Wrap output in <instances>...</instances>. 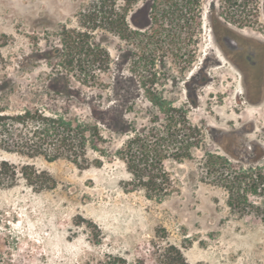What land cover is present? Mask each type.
<instances>
[{
	"label": "rangeland",
	"instance_id": "rangeland-1",
	"mask_svg": "<svg viewBox=\"0 0 264 264\" xmlns=\"http://www.w3.org/2000/svg\"><path fill=\"white\" fill-rule=\"evenodd\" d=\"M91 2L0 0V117L30 109L95 122L91 116L114 100L129 92L135 96L125 113L128 131L111 135L104 155L87 148V166L77 167L65 158L48 161V146L29 155L15 150L12 142L28 135L30 121L12 125L9 119L0 120V163L19 172L11 185L0 183V262L85 264L106 252L148 262L157 247L170 243L186 264H264V159L249 164L238 157L245 146L237 130L254 119L256 108L235 104L237 74L218 53L207 20L210 9H246L250 15L232 16L229 23L246 20L245 26L264 27V0H201L191 65L185 69L187 65L171 57L156 64L160 81L146 88L185 110L179 129H185L191 149L179 161L172 158L182 154L175 138L160 129L166 116L134 83L153 70L143 62L139 68L129 63L127 53L136 49L113 33L85 30L81 14ZM142 3L132 17L139 25L145 22ZM164 74L167 80H162ZM124 79L133 81L132 89ZM113 119L110 114L99 123L103 135L102 123ZM137 132L146 149L143 153L130 146L132 165L137 166L141 154L148 155L156 161L154 173L168 176L167 195L160 201L147 199L144 190L130 185V172L116 155ZM256 134L244 140L257 139ZM224 148L236 159L226 156ZM21 167L28 168L32 183L21 176Z\"/></svg>",
	"mask_w": 264,
	"mask_h": 264
},
{
	"label": "trees",
	"instance_id": "trees-1",
	"mask_svg": "<svg viewBox=\"0 0 264 264\" xmlns=\"http://www.w3.org/2000/svg\"><path fill=\"white\" fill-rule=\"evenodd\" d=\"M200 1L92 0L91 8L81 14V25L85 30L90 31L104 28L105 31L113 33L126 45L134 46L136 51L131 52L132 63L139 68L143 62L145 67L149 66V69L153 70L147 75L140 74L138 82L134 81L137 88L145 90L148 83L154 84L160 81L156 78L159 73L155 70L160 58L171 57L174 61L180 60L187 66L191 62V39L201 25ZM139 2H143L146 10L145 22L141 25L132 21L133 15L139 10L137 8ZM183 50H185L184 53H182ZM126 80L124 79L123 83H126ZM145 91L148 103L166 116V125L161 126L160 129L171 138H175L174 145H179L176 151L179 150L182 154H173L172 158L177 161L182 160L183 157L188 158L191 141L187 139L189 137L182 134L185 129H179L181 122L183 126L185 123L184 106L174 108L172 101L166 99L161 93L154 89L153 92H150L149 88H146ZM128 99L129 97L126 95L119 101L114 100L112 105L104 107V110L99 111L97 116L92 115L91 118L95 122H90L91 119H69L57 114L46 116L38 110L30 109L15 117L1 116L0 120L9 119L14 122L12 125L15 123L23 125L25 120L29 119L30 132L26 137L20 136L15 142H12L15 150L21 153L27 152L29 155L48 146L49 152L52 154L48 161L65 158L75 166L81 167L88 165L87 148L104 155L106 154L104 145L111 142V135H121L128 131L125 113H128L134 106L133 100L129 102ZM110 114H114L113 121L104 120L102 123V127L107 132V136H105L100 131L99 123ZM3 126L6 125L3 124ZM187 129V136H191V126ZM135 135L133 140H128L125 146L116 152V155L124 161L130 172L132 177L130 185L134 189L144 190L147 199L160 201L167 195L168 176L163 171L154 173V170L157 169L156 161L149 159L148 155L141 154L140 159L137 160V166L132 165L130 146L136 145L141 152L146 149L145 139L140 138L142 133L137 132ZM179 136L182 138L180 142L177 140ZM149 137L152 138L151 135ZM2 149L8 150V147L2 146ZM149 168L150 171L147 170ZM27 169V167L20 168L21 176L30 184L33 178L31 174L26 173ZM18 174L15 167L9 166L6 162L0 163V183L2 185H11ZM37 175L38 173L34 172V177ZM0 264L3 262L1 261ZM85 264H186V262L179 248L173 244L164 243L151 253L148 262L143 259L129 261L119 254L106 252Z\"/></svg>",
	"mask_w": 264,
	"mask_h": 264
},
{
	"label": "flooded vegetation",
	"instance_id": "flooded-vegetation-1",
	"mask_svg": "<svg viewBox=\"0 0 264 264\" xmlns=\"http://www.w3.org/2000/svg\"><path fill=\"white\" fill-rule=\"evenodd\" d=\"M237 15H250V12L246 9L233 10L232 12L229 9H210L207 20L211 27V39L218 53L237 74V83L240 89L235 104L239 106V109L244 103L256 108L254 119L242 123L237 130L238 137L245 146L242 147L240 151L241 155H238V157L249 161V164H255L264 159V147H261V139H264V27L245 26L246 20L231 25L229 23L230 17ZM232 21L234 20L232 19ZM215 28H219L217 33H213ZM129 46L131 45L128 44L127 47L129 48ZM131 52L130 50L127 53L129 63H132ZM165 58L168 57L160 58L157 63H164ZM190 65L191 62L186 69ZM165 76L166 74H164L162 80H164ZM126 82L130 85V89H132L131 83L133 81L127 79ZM137 89L141 90V88ZM143 93L147 95L145 90H143ZM127 96L129 97V102L135 98L130 92ZM189 98L191 100V93L189 94ZM260 123L263 124L258 128L257 124ZM255 132H257V139L248 140L247 142L244 140L245 136ZM223 152L229 158L236 159L234 154L226 148H224ZM220 158H222L221 160L224 163L229 165L228 158L224 159L223 155ZM255 191L256 189L253 190L254 193H256Z\"/></svg>",
	"mask_w": 264,
	"mask_h": 264
}]
</instances>
